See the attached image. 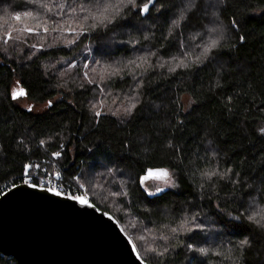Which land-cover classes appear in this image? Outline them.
<instances>
[{
    "label": "trees",
    "instance_id": "obj_1",
    "mask_svg": "<svg viewBox=\"0 0 264 264\" xmlns=\"http://www.w3.org/2000/svg\"><path fill=\"white\" fill-rule=\"evenodd\" d=\"M100 7L0 0V191L57 173L149 264H264V0H136L93 28ZM160 170L178 184L150 192Z\"/></svg>",
    "mask_w": 264,
    "mask_h": 264
},
{
    "label": "water",
    "instance_id": "obj_2",
    "mask_svg": "<svg viewBox=\"0 0 264 264\" xmlns=\"http://www.w3.org/2000/svg\"><path fill=\"white\" fill-rule=\"evenodd\" d=\"M0 253L15 264H149L112 214L33 182L0 196Z\"/></svg>",
    "mask_w": 264,
    "mask_h": 264
},
{
    "label": "snow or ice",
    "instance_id": "obj_3",
    "mask_svg": "<svg viewBox=\"0 0 264 264\" xmlns=\"http://www.w3.org/2000/svg\"><path fill=\"white\" fill-rule=\"evenodd\" d=\"M100 3L102 5V7H100L96 12H92L91 10H82L85 13V15L83 17L85 20L94 21V23L92 24L93 28L97 27L98 25L106 27V26L112 24L115 20H117L120 17L122 9L129 6V5L135 6L136 0H100ZM149 3H151V0H149ZM139 11L141 13L148 11V5L147 4L143 5L142 8H139ZM25 15L30 16L31 13H25ZM14 18H15V20L19 21L21 19V16L16 15ZM174 23H176V22L174 21ZM26 31L31 32L32 29L29 28V29H26ZM9 37H10V34H9ZM216 44H217V41L213 40L209 45H207L204 48V51L202 54L206 55L208 53V51L210 50V48L215 47ZM153 55H155V53H153ZM141 59H145V58L142 57ZM100 71H101V78L103 79L104 73L111 75V74H114L115 72H117L118 69H115L111 65H109L106 67L102 66ZM133 107H135V105H133ZM129 111H131V109H129ZM97 115H100V113H97ZM261 131L264 132V129H261ZM55 155H59V153H56ZM157 175L161 178H165V177H169L170 174H169V172H167L165 170H161ZM207 175L210 178L212 175H215V173L210 172V173H207ZM56 194L60 195L59 192H57ZM80 203L86 204L87 201L80 199ZM248 219L251 221H254L258 224L260 223V221L257 220L256 216L250 215L248 217ZM172 231L175 232L176 229H173ZM242 243H247V241H243ZM200 251L203 252L204 249H200ZM160 255H163V253H160Z\"/></svg>",
    "mask_w": 264,
    "mask_h": 264
},
{
    "label": "rangeland",
    "instance_id": "obj_4",
    "mask_svg": "<svg viewBox=\"0 0 264 264\" xmlns=\"http://www.w3.org/2000/svg\"><path fill=\"white\" fill-rule=\"evenodd\" d=\"M8 37H9V34L7 33L5 39H8ZM73 64L74 63H71V65H73ZM11 92H12V95H14L13 98H15L17 103L20 104L22 107L32 108V109L39 111V110L43 109V107L45 106V104L38 105V104H34V103L30 102L29 100H26L23 96L22 91H21V86L17 83V81H15L13 83L12 88H11ZM190 101L191 100L187 95H183L182 102H183L185 109H187L191 105ZM261 129H264V124L260 125V128H259L260 132H262ZM262 133H264V132H262ZM160 171H157L154 175H152L150 177H146L143 180L144 187L147 190H150V192H155L157 190H161L163 188H168V187L174 188L178 184V181L176 180L175 172L170 171V170H165V171L169 172L170 175H169V177L161 178L157 175ZM55 175H58L60 177V175L57 173L44 174L43 175V174H39L36 171H32V173L30 174L29 169H26L25 173L23 174L22 180L24 182H29V181L33 182L34 179H37L39 184L42 183L45 185V184L51 182L50 180L55 179ZM59 177H58V179H59ZM77 186H80L79 187L80 192H81L80 194H83L84 196L87 197L88 195H87L86 187L82 183H79V185H77Z\"/></svg>",
    "mask_w": 264,
    "mask_h": 264
},
{
    "label": "built area",
    "instance_id": "obj_5",
    "mask_svg": "<svg viewBox=\"0 0 264 264\" xmlns=\"http://www.w3.org/2000/svg\"><path fill=\"white\" fill-rule=\"evenodd\" d=\"M58 177H59L58 175H55V179L50 180L51 182H49L45 185L42 183L41 184L44 186L52 187L53 189L58 190L62 193L70 194V190L68 189V187H66L65 184H63V182L61 180H59L60 177H59V179H58ZM22 182H24V181L22 180ZM29 182H32V181H29ZM11 187H12V185H5V187L2 188V190L0 191V196Z\"/></svg>",
    "mask_w": 264,
    "mask_h": 264
},
{
    "label": "clouds",
    "instance_id": "obj_6",
    "mask_svg": "<svg viewBox=\"0 0 264 264\" xmlns=\"http://www.w3.org/2000/svg\"><path fill=\"white\" fill-rule=\"evenodd\" d=\"M258 227H264V224H258Z\"/></svg>",
    "mask_w": 264,
    "mask_h": 264
},
{
    "label": "bare ground",
    "instance_id": "obj_7",
    "mask_svg": "<svg viewBox=\"0 0 264 264\" xmlns=\"http://www.w3.org/2000/svg\"><path fill=\"white\" fill-rule=\"evenodd\" d=\"M40 185H42V184H40ZM45 187V186H44ZM65 194V193H64ZM69 195V194H68ZM86 197V196H85Z\"/></svg>",
    "mask_w": 264,
    "mask_h": 264
}]
</instances>
